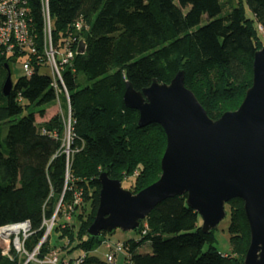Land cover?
<instances>
[{
	"label": "trees",
	"instance_id": "obj_1",
	"mask_svg": "<svg viewBox=\"0 0 264 264\" xmlns=\"http://www.w3.org/2000/svg\"><path fill=\"white\" fill-rule=\"evenodd\" d=\"M232 1L48 0L53 46L68 44L76 52L80 42L85 44L84 52L75 54L61 73L71 109L73 154L68 161L61 154L58 115L36 123V116L43 118L57 99L42 52L39 59L22 53L18 58L0 56V137L5 132L4 152L0 144V227L28 221L32 233L24 245L32 252L43 239V222L61 201L52 229L66 241L60 264L80 258L73 257L76 251L85 255L80 264H107L93 251L108 236L85 235L98 208V176L106 173L120 182L132 178L128 191L136 194L158 180L166 147L158 124L137 128L138 112L122 102L125 85L140 92L153 81L169 84L182 71L184 86L210 119L235 111L251 86L254 54L263 46L264 0H237L236 6ZM29 8L40 46L39 0H29ZM203 16L208 22L198 27ZM77 22L80 30L75 29ZM29 59L31 75L12 82L10 95L4 97L5 66L10 70L12 63ZM76 192L81 201L73 206ZM69 206L73 221L60 223ZM226 211L229 254L216 251L213 231L203 233L200 216L187 206L185 196H176L140 222L134 230L140 240L122 242L124 264H243L250 242L243 202L230 200ZM144 243L150 253H137ZM53 248L46 239L38 259ZM0 264L20 263L0 250Z\"/></svg>",
	"mask_w": 264,
	"mask_h": 264
},
{
	"label": "water",
	"instance_id": "obj_2",
	"mask_svg": "<svg viewBox=\"0 0 264 264\" xmlns=\"http://www.w3.org/2000/svg\"><path fill=\"white\" fill-rule=\"evenodd\" d=\"M84 50L80 42L77 52ZM5 70L1 91L8 97L13 83ZM122 102L138 112L137 128L158 124L164 131L161 174L133 194L101 173L98 208L86 237L137 230L158 204L176 196H185L208 234L225 218V204L240 199L250 232L243 264H264V45L254 54L252 83L241 104L217 120L184 86L182 71L169 84L153 81L140 92L126 83Z\"/></svg>",
	"mask_w": 264,
	"mask_h": 264
},
{
	"label": "built area",
	"instance_id": "obj_3",
	"mask_svg": "<svg viewBox=\"0 0 264 264\" xmlns=\"http://www.w3.org/2000/svg\"><path fill=\"white\" fill-rule=\"evenodd\" d=\"M41 16H42V37L40 46L37 44V39L31 29L32 16L29 8V0H0V56H13L18 58L21 55L37 56L38 52H42V57L47 62L48 71L52 80L51 86L54 90L59 102L61 96L65 101L66 118L62 114H57L61 122L67 123L64 127L70 133L72 131V117L69 105V96L62 81L63 69L77 54L70 50L69 45L65 44L63 49H57L53 46L51 32V18L49 14L48 0H39ZM75 29H81V23H75ZM78 49V48H77ZM25 52L26 54H23ZM24 75L29 77L32 73L30 59L22 61ZM68 133V134H69ZM56 137V134H53ZM68 155V153H67ZM69 158V156H68ZM68 158L67 161H68ZM68 163V162H67ZM136 175V174H135ZM81 201L80 194H75L72 205H79ZM61 201L59 202L52 218L49 221H44L42 226L47 227L44 231L43 239L40 245L47 239L52 231L53 222L60 209ZM71 212V206L67 208L66 213ZM50 225V226H47ZM31 229L28 221L9 224L0 227V250L5 257L13 259L18 258L22 264H60L56 250H51L44 258L38 259L40 245L35 247L32 252H28L25 248V241L31 236ZM109 251L106 254L105 261L107 264H114L115 257L118 254H123L125 257V248L122 243L112 245L108 239L101 243ZM84 256V255H83ZM83 256L75 260L72 264H80Z\"/></svg>",
	"mask_w": 264,
	"mask_h": 264
},
{
	"label": "rangeland",
	"instance_id": "obj_4",
	"mask_svg": "<svg viewBox=\"0 0 264 264\" xmlns=\"http://www.w3.org/2000/svg\"><path fill=\"white\" fill-rule=\"evenodd\" d=\"M224 1H228V0H224ZM237 0H233L231 2V5L236 6ZM229 7V4L226 6V8ZM246 10V15L247 17H252L251 13L248 11V9ZM187 9L183 10V13H186ZM208 22L206 16H203L201 19V22L199 24L198 27L205 25ZM262 37V43L264 45V33H262L261 35ZM10 74H11V80L12 82H15L18 78L23 77L24 76V70L22 67V62H15L12 63L10 65ZM79 79H83L82 75H79ZM46 114L43 118H38L36 116V123L40 124L39 122H47L50 118H52L53 116H56L57 114H62L63 118H66V110H65V101L60 98V101L57 102L55 101L49 108H47L46 110ZM68 117V115H67ZM62 135L60 136V150H61V154H63L66 158H68V156L70 157L71 154H73L72 148H71V135L72 132H68L67 129L64 127L65 125H67V123H62ZM69 133V134H68ZM5 136V132L3 131L1 137H0V144L2 145V151L4 152V143H3V139ZM68 153V155H67ZM68 179V177L66 176L65 181ZM133 183V179L132 178H127L124 179L121 182V187L122 189L125 190H129L130 186ZM76 194H78V192H76ZM74 197V196H73ZM71 213H65V218L60 220V223H62L63 221L66 222H72L73 219H71ZM228 223H229V216H228V211H226V216L225 218L218 224V226L216 227V229L213 231V236H214V243L213 246L216 249L217 252L221 253V254H229L230 253V244H229V234L227 232V227H228ZM199 226L201 225V222H198ZM44 226V225H43ZM44 231L46 230L47 227H43ZM50 226V225H47ZM56 226V223L53 222V227ZM59 234H57L55 231L50 232V234L48 235L47 239L49 240V243L51 246H55L57 247V249L53 248L54 250H56L57 254H58V258L59 260H61L63 258V256L65 255V251H60V247L64 244H66L65 240H60L59 238ZM108 241L114 245L116 243H122L125 242L126 240L129 239H134V240H140L141 236L136 232V231H120V230H116L115 233L112 236L107 237ZM46 241V240H45ZM59 248V249H58ZM52 249V248H50ZM207 246L204 247L203 250H206ZM109 251L103 246V244H100L99 247L93 251V254L95 256H97L99 259L103 260L106 257V254H108ZM137 253L139 254H146V253H150V245L148 243H144L142 244V246L137 250ZM73 257L77 258L78 255L79 257L83 256L84 254L82 252H74L72 253ZM85 256V255H84ZM83 256V258H84ZM115 263L114 264H124L125 263V257L123 254H118L115 259H114ZM22 264V261L21 263Z\"/></svg>",
	"mask_w": 264,
	"mask_h": 264
},
{
	"label": "crops",
	"instance_id": "obj_5",
	"mask_svg": "<svg viewBox=\"0 0 264 264\" xmlns=\"http://www.w3.org/2000/svg\"><path fill=\"white\" fill-rule=\"evenodd\" d=\"M39 123H43V122H39Z\"/></svg>",
	"mask_w": 264,
	"mask_h": 264
}]
</instances>
